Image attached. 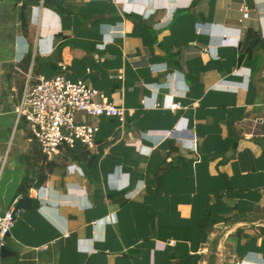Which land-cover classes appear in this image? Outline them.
Wrapping results in <instances>:
<instances>
[{"label":"crops","instance_id":"0c3cea01","mask_svg":"<svg viewBox=\"0 0 264 264\" xmlns=\"http://www.w3.org/2000/svg\"><path fill=\"white\" fill-rule=\"evenodd\" d=\"M32 64L126 123L48 167L14 109ZM24 196L15 264H264V0H0V215Z\"/></svg>","mask_w":264,"mask_h":264},{"label":"built area","instance_id":"2783aa9c","mask_svg":"<svg viewBox=\"0 0 264 264\" xmlns=\"http://www.w3.org/2000/svg\"><path fill=\"white\" fill-rule=\"evenodd\" d=\"M241 12L244 19L250 16V11L245 6L241 8ZM24 52H28V49ZM216 87L226 91L237 89L234 88L235 85L227 82L219 83ZM14 106L17 123L25 124L47 161L63 151L74 149L77 144L83 145L89 151L98 150L96 135L100 128L87 119L116 118L124 126L127 116L124 107L109 102L102 91L85 81H71L61 74L51 78L35 76L33 64L25 75L21 101ZM161 107L174 111L180 108V104L171 101L154 105V108ZM259 122L262 123V119ZM172 134L173 131H168L162 135L170 137ZM16 203L17 200L0 215V248L5 247L6 238L20 213V210L15 212ZM68 235L69 233L65 234ZM47 247L45 245L42 248Z\"/></svg>","mask_w":264,"mask_h":264},{"label":"water","instance_id":"95a60500","mask_svg":"<svg viewBox=\"0 0 264 264\" xmlns=\"http://www.w3.org/2000/svg\"><path fill=\"white\" fill-rule=\"evenodd\" d=\"M33 200L29 196L20 197L15 206V212L21 209L31 208ZM0 256L4 264H15L17 257L14 256V252L10 251L6 247L0 248Z\"/></svg>","mask_w":264,"mask_h":264},{"label":"trees","instance_id":"16d2710c","mask_svg":"<svg viewBox=\"0 0 264 264\" xmlns=\"http://www.w3.org/2000/svg\"><path fill=\"white\" fill-rule=\"evenodd\" d=\"M27 57H29V56H27ZM26 57V58H27ZM39 146V145H38ZM39 153L40 154H42V151H41V149H40V147H39ZM43 155V154H42ZM42 158V157H41ZM43 160H45L46 158H45V156L43 155V158H42ZM54 164H53V162L52 161H50L49 163H48V167L50 166V167H52ZM44 180H45V177H41L40 178V181H39V183H38V186H40L41 184H42V182H44ZM27 186V182H25V183H23L22 184V186H21V189H20V191L22 192V193H24V194H27V190H28V188L26 187Z\"/></svg>","mask_w":264,"mask_h":264}]
</instances>
